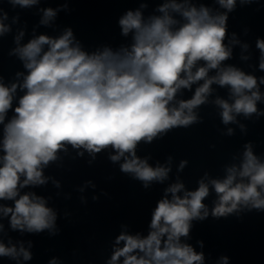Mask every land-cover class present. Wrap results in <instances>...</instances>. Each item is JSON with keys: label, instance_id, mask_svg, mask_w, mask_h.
Returning a JSON list of instances; mask_svg holds the SVG:
<instances>
[{"label": "clouds", "instance_id": "9594fccd", "mask_svg": "<svg viewBox=\"0 0 264 264\" xmlns=\"http://www.w3.org/2000/svg\"><path fill=\"white\" fill-rule=\"evenodd\" d=\"M213 2L218 7L201 0H162L146 14L149 2L142 0L118 18L120 36L128 42L102 44L92 51L84 48L71 26L55 36L36 34L39 26L51 28L58 12L70 13L71 0L58 8H39V24L26 43L27 21L0 6V39L15 33L8 56L23 68L7 83L0 74V259L29 264L35 242L23 237L60 235V211L50 206L54 197L35 189L51 184L55 197L70 200L62 181L46 174L53 165L64 169L66 158L85 159L91 167L106 154L145 191L172 180L151 210L146 234L130 232L122 223L104 264H206L204 242L197 241L200 251L188 242L196 223L264 213V152H256L254 141L231 154L222 176L205 170L192 190L181 176L188 159L176 162L169 154L153 164L151 153L138 155L141 145L202 124L200 110L205 106L214 109L223 125L218 131L225 137L235 136L237 128L247 135L242 121L264 117V75L255 74L264 73V38L255 39L258 64H253L252 44L230 32L228 24L238 7L260 5L261 0ZM4 3L25 10L40 0H0ZM250 31L245 27L242 35ZM236 48L238 59L251 71L229 63ZM185 92L191 93L189 98H182ZM89 189L93 202L108 196L103 189L96 194L97 184L87 179L74 187L81 204L88 203ZM212 193L215 199L209 206L205 200ZM70 215L63 213L65 219ZM47 264L64 262L52 256ZM215 264H231V257L221 255Z\"/></svg>", "mask_w": 264, "mask_h": 264}, {"label": "water", "instance_id": "95a60500", "mask_svg": "<svg viewBox=\"0 0 264 264\" xmlns=\"http://www.w3.org/2000/svg\"><path fill=\"white\" fill-rule=\"evenodd\" d=\"M65 0H40L38 6L31 9L12 10L6 3L0 5L9 11V15L20 13L21 21H27V32L22 43L31 38L32 29L39 24V8H58ZM142 0H71L69 7L72 11H60L57 14L54 25L49 27L39 26L36 34L59 35L65 27L71 26L74 34L81 41L86 50L92 51L102 44L113 47L121 43H127V39L120 36L118 18L127 10H135ZM149 8L146 14L152 13L154 8L162 0H148ZM209 6L218 7L213 0H201ZM259 7V11L256 9ZM229 31L241 34V39L252 44L253 60L258 64V51L255 50L256 37L264 38V0L260 5L253 4L248 7H238L230 14ZM251 31L248 36L242 35L243 28ZM13 34L0 39V74L5 76V82H10L16 71H22V65L14 57L8 56V51L15 47ZM239 49L234 50V59L229 63L237 64L246 71H251L246 64L239 59ZM256 75H264L257 71ZM264 90V86H262ZM220 95H225V90L218 89ZM20 93H18L19 95ZM191 93L185 92L182 98H189ZM264 107V105H260ZM200 114L204 117L202 124L191 128H179L170 132L163 140L151 145H141L138 155L151 153L153 160H163L169 154L178 162L180 159H188L189 165L181 173L186 187L190 190L198 185L197 179L205 170L212 176H222V165L229 161L232 153L240 150L242 144L248 140L257 145L256 152H264V117L257 122L242 121L248 126L247 135H242L237 128L233 137L221 136L218 129L223 125L215 115L211 106L202 107ZM235 127V126H233ZM215 144V148L210 145ZM46 174L54 175L63 184V192H70L72 198L65 200L62 196L55 197L56 189L49 184L46 188L35 189L37 194L52 195L54 200L50 202L59 209L61 218L58 226L62 229L60 235L48 237L46 233L38 236H25L23 239H32L35 246L32 249L34 259L29 264H47L52 256H59L64 264H104L110 255L111 241L120 232L122 223L129 225L130 232H147V224L150 223V213L158 199L163 196L164 184H154L145 191L139 182L119 172L118 167L112 165L106 154L98 156L97 161L89 167L85 159H65V168L58 169L55 165L46 170ZM113 176V179H108ZM172 176H175V167ZM92 179L97 184L96 194L103 189L108 196H100L99 201L93 202L91 196L93 190L89 189L85 195L88 197L86 205L81 204L79 193L74 191L76 185L84 180ZM215 194L206 198L205 203L211 206ZM71 213L68 218L63 217L64 211ZM7 224V221H5ZM15 238L18 233H11ZM204 242L203 252L206 264H215L221 255L231 257V264H264V213L251 212L244 214L242 219L230 216L228 219L214 220L211 217L195 224L191 238L188 241L197 251L200 247L197 241ZM76 255L73 256V251ZM0 264H14L7 259H0Z\"/></svg>", "mask_w": 264, "mask_h": 264}]
</instances>
